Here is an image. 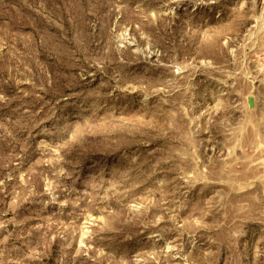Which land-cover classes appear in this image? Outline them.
Masks as SVG:
<instances>
[{
    "label": "rangeland",
    "instance_id": "obj_1",
    "mask_svg": "<svg viewBox=\"0 0 264 264\" xmlns=\"http://www.w3.org/2000/svg\"><path fill=\"white\" fill-rule=\"evenodd\" d=\"M0 264H264V0H0Z\"/></svg>",
    "mask_w": 264,
    "mask_h": 264
},
{
    "label": "water",
    "instance_id": "obj_2",
    "mask_svg": "<svg viewBox=\"0 0 264 264\" xmlns=\"http://www.w3.org/2000/svg\"><path fill=\"white\" fill-rule=\"evenodd\" d=\"M251 105V104H250Z\"/></svg>",
    "mask_w": 264,
    "mask_h": 264
}]
</instances>
